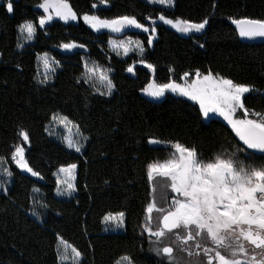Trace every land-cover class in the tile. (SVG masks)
<instances>
[{"label": "trees", "instance_id": "obj_1", "mask_svg": "<svg viewBox=\"0 0 264 264\" xmlns=\"http://www.w3.org/2000/svg\"><path fill=\"white\" fill-rule=\"evenodd\" d=\"M69 2L78 16L128 14L148 24L144 17L163 12L169 18L195 21L210 16V24L204 33L183 35L157 21L152 46L147 45L146 34L133 32L131 36L145 43L144 59L155 66L153 73L136 63L133 74L126 69L141 57L117 56L108 46L111 35L94 32L82 19L69 24L57 20L46 29L38 28L34 42L17 49V26L25 19H38L39 0H16L13 14L0 8V156L10 157L23 127L30 135L26 156L44 176L38 181L10 165L14 173L10 192L7 196L0 192V264H56V233L83 253L82 264H116L126 254L135 264H156L159 258L148 251L140 234L149 198L146 164L167 158L171 149L149 145L148 139L180 141L196 147L204 158L222 149L234 151L239 142L225 122L200 117L194 102L167 93L161 103H154L141 89L153 78L158 83L178 82L184 72L211 70L254 85L258 91L246 95V106L264 111V45L243 44L228 19L264 18V0H175L169 10L143 0H110L96 9L91 5L98 0ZM69 41L86 48L64 52L57 47ZM44 52L55 56L61 67L49 84L39 85L34 79L37 56ZM85 56L112 69L116 85L112 96L94 95L89 85L77 83ZM53 112L80 123L90 137L83 154L69 151L45 132ZM68 163L78 164V191L70 200H59L53 173ZM34 187L40 189L38 194L32 192ZM32 197L47 207L33 204ZM33 209L40 219L32 215ZM120 210L126 212L124 231L106 232L103 215Z\"/></svg>", "mask_w": 264, "mask_h": 264}, {"label": "snow or ice", "instance_id": "obj_2", "mask_svg": "<svg viewBox=\"0 0 264 264\" xmlns=\"http://www.w3.org/2000/svg\"><path fill=\"white\" fill-rule=\"evenodd\" d=\"M148 2L175 6V0ZM15 3L16 0H0V8L13 14ZM109 3L110 0H98L91 7L96 9L98 5ZM36 7L42 10L38 19H25L17 26V49L24 48L21 40H34L38 28L46 29L57 20L69 24L82 19L97 33L107 30L124 34L128 29L140 30L148 34V46H152L157 38V21L185 35L204 33L210 24V16L195 21L182 17L169 18L163 12L156 17H144L148 24L142 23L136 15L128 14L102 18L86 12L78 16L69 0H39ZM228 19L240 39L264 40V18L230 16ZM108 43L117 56L122 53L127 57L135 52L141 57L127 67L128 73L134 74L136 63L155 72V66L144 59V41L127 37L120 40L110 38ZM199 46L203 48L204 44ZM57 47L71 52L84 49L86 45L69 41ZM37 59L42 71H38L34 79L39 85H47L55 78L61 62L48 52L38 54ZM83 68V73L77 79L78 84L83 82L89 85L94 95H113L116 85L110 76L111 68H104L87 59L83 61ZM141 91L156 100L166 93L187 98L198 105V115L204 120L222 118L239 142L234 151L222 149L204 158L196 147L186 146L180 141H162L156 137L148 139L149 145L163 144L171 149L167 158L153 159L146 164L149 198L143 209L140 234L149 244L148 251L159 258L156 264H264V111L250 109L245 103L246 94L258 90L254 85L236 82L211 70L204 74L197 69L194 76L184 72L180 82L169 79L168 82L158 83L153 78ZM57 128L63 129L61 142L66 148L83 154L90 137L84 134L80 123L66 114L53 112L44 130L48 135L56 136ZM17 138L19 142L12 146L10 157L0 156V177L3 178L0 179V192L5 196L10 192L8 185L14 176L8 166L9 160L21 172L44 179L41 172L30 165L26 156L24 145H30L28 130L21 127ZM77 170V163H68L60 165L53 173L58 196L71 197L78 191ZM39 191L36 187L32 189L33 193ZM32 202L41 208L47 207L35 197H32ZM32 215L41 218L35 209ZM102 221L108 226L106 230L122 229L126 223V212L109 211L103 215ZM55 255L56 264H82L83 261V253L60 233H56ZM116 264L135 262L126 254Z\"/></svg>", "mask_w": 264, "mask_h": 264}, {"label": "rangeland", "instance_id": "obj_3", "mask_svg": "<svg viewBox=\"0 0 264 264\" xmlns=\"http://www.w3.org/2000/svg\"><path fill=\"white\" fill-rule=\"evenodd\" d=\"M143 1H145V2H147V3H149L148 2V0H143ZM149 4H151V3H149ZM151 5H154V4H151ZM155 6H158L159 8H162V9H166V10H169V9H172L173 7H166V6H162V5H155ZM40 11L42 12V10L40 9ZM159 22V21H158ZM160 24H162V22H159ZM163 25V24H162ZM166 27H169L170 29H172L170 26H167V25H165ZM174 30V29H173ZM175 31V30H174ZM133 32H141L140 30H136V29H128V30H126V32L124 33V34H114V33H110V32H108L107 30H102L101 32H99V33H108V34H110L111 35V39H116V40H120V39H125V38H127V37H131L133 40H136L137 38H135V37H133V36H131V34L133 33ZM97 33V32H96ZM141 33H143V32H141ZM144 34H146V33H144ZM146 35H148V34H146ZM183 35H185V34H183ZM190 35V34H189ZM20 42H22V43H24V48H26L28 45H30L31 43H33L34 42V40H32V41H29V42H24V41H20ZM108 46H109V48H110V50H111V47H110V45H109V43H108ZM23 48V49H24ZM62 50V49H61ZM62 51H64V50H62ZM74 51V50H73ZM112 51V50H111ZM64 52H66V51H64ZM113 52V51H112ZM113 53H115V52H113ZM145 53H146V51H145ZM116 54V53H115ZM138 55L137 53H135V52H132V53H129V55L127 56V57H129V56H131V55ZM139 56V55H138ZM119 57H121V58H127V57H125V56H123V54L121 53V55L119 56ZM85 59H87L89 62H93L89 57H87V56H85L84 58H83V61L85 60ZM139 65H141V66H144V65H142V64H139ZM59 69V68H58ZM57 69V70H58ZM38 71H42V67H41V65H40V62H39V60H38ZM56 73H57V71H56ZM191 74H193V76H194V73H191ZM112 75V72L110 73V76ZM52 81V80H51ZM50 81V82H51ZM49 82V83H50ZM178 82H180V80L178 81ZM114 92H115V90H114ZM113 92V93H114ZM169 95H172V96H174V97H177L175 94H172V93H168ZM246 95H248V94H246ZM180 98H183V97H180ZM184 99H187V98H184ZM206 121V120H205ZM57 133H58V135H56V136H50L52 139H54V140H56L57 142H59V143H61L65 148H66V146L61 142V136L63 135V129L62 128H57ZM88 144V143H87ZM87 144L85 145V148H84V150H83V152L85 151V149H86V147H87ZM163 145V144H162ZM162 145H153V146H162ZM24 146H26V145H24ZM164 147H165V145H163ZM26 148V147H25ZM66 149H68V148H66ZM69 151H72V152H74L73 150H70V149H68ZM77 154H80V153H77ZM14 165L13 163H9L8 164V166L10 167V165ZM15 166V165H14ZM16 167V166H15ZM55 178V177H54ZM0 179H3L2 177H0ZM35 179H37L38 181L40 180L39 178H36L35 177ZM11 183H12V181H11ZM11 183L8 185L9 187L11 186ZM39 193V192H38ZM38 193H35V194H38ZM55 196H56V198L57 199H59V200H70V199H72L74 196H75V193L71 196V197H67V196H58L57 194H56V192H55ZM38 210V209H37ZM35 217V216H34ZM103 226H104V230L106 231V232H110V233H122L123 231H124V229H125V227L124 228H122V229H108V230H106V228H108V226H106L104 223H103Z\"/></svg>", "mask_w": 264, "mask_h": 264}, {"label": "water", "instance_id": "obj_4", "mask_svg": "<svg viewBox=\"0 0 264 264\" xmlns=\"http://www.w3.org/2000/svg\"><path fill=\"white\" fill-rule=\"evenodd\" d=\"M233 27H234V26H233ZM239 39H240V38H239ZM240 41H241L243 44H249V45H264V40H261V39L252 40V41L245 40V39H240ZM166 95H167V93H166ZM166 95H165L164 97L160 98L159 100H156V99L150 98V97H148V96H147V97H148L149 100H151V101L154 102V103H161V102L165 99ZM212 119H216V120H221V121H223L222 118H219V117H213Z\"/></svg>", "mask_w": 264, "mask_h": 264}]
</instances>
